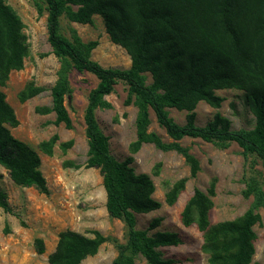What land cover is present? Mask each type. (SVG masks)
Returning a JSON list of instances; mask_svg holds the SVG:
<instances>
[{
	"label": "trees",
	"instance_id": "1",
	"mask_svg": "<svg viewBox=\"0 0 264 264\" xmlns=\"http://www.w3.org/2000/svg\"><path fill=\"white\" fill-rule=\"evenodd\" d=\"M33 1L38 13L47 12V41L59 59L56 80L50 88L51 107L41 112L53 111L54 123L70 128L71 121L63 103L64 96L71 92L70 71H87L98 80L89 91L83 115L88 145L85 165L99 169L106 211L110 217L122 220L127 228L126 241L116 243L117 253L110 264H135L138 256L148 264H170L171 260L162 258L158 248L181 243L176 232L148 234L149 229L159 225L160 217L154 218L146 229L136 227V213H148L161 206L151 196L154 184L146 174L134 173L132 155L123 160L112 155L108 137L95 116L97 108L111 107L105 96L119 80L127 85L125 103H132L137 109L136 138L129 145L131 153L138 151L143 143H151L161 151H175L189 166L191 177L196 176L200 167L189 149L178 143L183 137L199 138L220 149L234 142L244 158L249 154L258 157L262 179L251 177L244 181L243 196L252 199L240 218L210 223L213 182L207 192L194 188L180 214L184 226L194 223L202 233V248L208 254L209 264H250L255 251L253 226L261 223L258 210L264 207V0ZM94 14L103 18L110 40L129 55V67L102 66L90 57L97 40H81L74 28H70L69 37L60 32L62 16L72 22L87 23ZM23 26L13 8L0 0V85L5 83L10 71L23 66L28 53ZM147 74H150V83H146ZM220 89L244 91L255 116L252 128L231 129L229 120L218 113L203 126L195 123L198 102L204 101L214 108L220 106L223 98L215 94ZM40 91L38 87L29 88L19 95L20 100ZM168 108L185 111V122L176 123L169 116ZM150 110L172 141L164 142L148 130ZM17 123L0 91V164L15 184L33 186L40 193L48 194L38 153L9 132L7 126L14 127ZM57 140L58 135L53 134L38 147L51 156ZM72 144V140H67L60 146L65 151ZM185 180H178L166 191L167 204L175 202ZM0 208L10 211L1 186ZM92 233V237H87L72 230L59 232L54 250L47 255L48 263L79 264L97 253L107 238L97 230ZM34 246L37 253L44 252L41 238L34 239Z\"/></svg>",
	"mask_w": 264,
	"mask_h": 264
},
{
	"label": "rangeland",
	"instance_id": "2",
	"mask_svg": "<svg viewBox=\"0 0 264 264\" xmlns=\"http://www.w3.org/2000/svg\"><path fill=\"white\" fill-rule=\"evenodd\" d=\"M4 2L13 8L23 22L22 33L28 46L22 68L10 71L5 83L0 85V91L18 122L14 127H7L14 138L38 153L39 169L49 192L44 194L33 186L15 184L0 164V186L7 195L10 207V211L0 208V264H49L47 255L54 250L58 234L63 230H72L87 237L93 236L92 231H99L107 238L106 241L99 246L97 253L87 256L79 264H110L117 253L116 243L126 241L127 228L122 220L110 217L106 211V195L99 169L85 165L88 145L83 115L89 91L98 80L87 71H70L68 79L71 92L64 96L63 103L71 127L66 128L63 123L55 124L53 111L41 112L51 107L50 88L59 68V59L47 41V12L43 10L38 13L33 0ZM70 28H74L85 42L98 41L91 51V59L104 67H129V55L123 47L110 40L100 15L94 14L87 23L72 22L62 16L60 32L69 37ZM150 82V74H147L146 83ZM33 87L41 88V91L31 98L20 100L19 95ZM126 94L125 82L117 81L113 91L105 96L111 107L97 108L95 116L101 130L108 137L112 155L118 160L132 155L134 173L146 174L154 184L151 196L161 206L148 213H136V227L146 229L154 218L160 217L159 225L149 229L148 234L172 231L181 239L177 245L158 248L162 258L171 260L170 264H209L208 254L202 248V233L194 223L189 226L181 223V211L194 188L207 192L213 182L210 223L240 218L252 199L251 196H243L244 181L251 177L261 181L263 169L260 160L254 154L244 158L240 154L241 148L234 142L220 149L199 138L183 137L178 143L187 147L199 162V171L195 177H191L189 166L175 151H161L151 143H143L138 151L131 153L129 145L136 138L137 109L132 103H125ZM215 94L223 98L218 108L204 101L198 102L195 108L197 125L207 124L218 113L229 120L231 129L254 126L255 116L246 102L244 91L220 89L215 90ZM167 110L176 123L185 122V111L176 108ZM149 119V131L158 134L164 142L172 141L158 125L151 110ZM53 134L58 135V140L53 147V154L48 156L39 149L38 144ZM67 140H72L73 144L63 151L60 144ZM182 178L186 179L183 190L172 205L167 204L166 191ZM258 211L261 223L253 226L256 234L253 241L255 251L250 264H264V207ZM5 227L7 231H4ZM35 238L42 239L43 253L36 252ZM135 264L148 263L142 256H138Z\"/></svg>",
	"mask_w": 264,
	"mask_h": 264
}]
</instances>
